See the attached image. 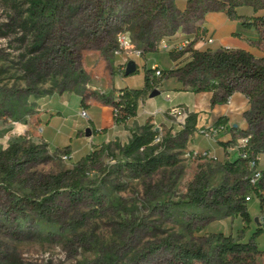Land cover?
<instances>
[{"label":"rangeland","instance_id":"374dc122","mask_svg":"<svg viewBox=\"0 0 264 264\" xmlns=\"http://www.w3.org/2000/svg\"><path fill=\"white\" fill-rule=\"evenodd\" d=\"M169 1L174 10L186 6L185 0ZM38 9L32 0H0V150L18 141L38 145L39 155L36 162L24 163L16 181L8 183L0 173V264H185L176 255L183 246L199 248L205 254L190 264H264V232L252 236L257 226H262L258 199L247 202L253 219L250 223L240 216H224L222 206L207 207L193 200L198 192L211 200L208 191L221 184L232 187L244 179L248 171L233 175L224 167L236 153L251 151L260 157L259 167H264V151L253 152L254 129L248 127L244 113V128H227V147H219L216 137L208 139L197 130L185 147L172 150L177 153L176 164L150 175H135L120 166L124 158L114 149L116 156L103 152L95 161L91 159L83 172L74 174L83 186L74 199L62 193L46 212H36L25 202V198L39 200L48 194L42 177L52 178L73 169L91 149L108 143L98 144L93 135L77 136L61 125L63 116H68L67 123L79 124L82 133L90 128L91 119L76 116L80 98L75 92L96 98L110 90L116 95V88H140L145 66L159 63L161 74L153 78L159 93L151 103L150 93L140 101L138 116L125 126V136L112 141L126 143L136 125L146 121L153 124L160 139L168 131L175 134L182 128L177 120L166 113L147 116L149 109H165L171 104L190 109L197 94L180 89L176 76L164 75L162 70L182 65L193 45L209 35L215 39L212 48L228 46L229 26L236 24L249 35L245 45L261 57L264 24L260 31L248 30L240 26L239 19L226 16L225 25L220 27L214 24L217 10L197 12L191 22L179 18L171 24L152 18L150 7L139 10L131 0H61L57 8L48 6L42 13ZM243 10L251 13L248 8ZM40 30L47 33L38 41ZM121 33L129 38L130 49L119 50ZM173 43L186 46L179 51L162 48ZM245 45L234 49H246ZM170 53L179 58L173 59ZM129 60L135 61L137 68L125 75ZM204 100L209 101L207 96ZM49 107L62 114L46 124L50 147L40 138L15 132L17 125L36 119ZM85 123L88 125L83 127ZM213 126L218 133L224 128ZM58 130L62 132L56 134ZM245 135L251 137L242 146L237 139ZM68 142L72 148L69 153L65 149ZM67 180L60 189L68 187ZM240 185L243 191L247 187L246 182ZM219 234L255 244L258 250L222 253L217 247Z\"/></svg>","mask_w":264,"mask_h":264},{"label":"trees","instance_id":"16d2710c","mask_svg":"<svg viewBox=\"0 0 264 264\" xmlns=\"http://www.w3.org/2000/svg\"><path fill=\"white\" fill-rule=\"evenodd\" d=\"M137 4L139 10L144 6L153 10L152 18L158 17L171 24L177 22L179 18L191 22L192 17L200 12L201 14L209 11H224L229 17L239 19L240 24L245 29L255 28L261 30L264 24V0H185L186 6L182 10L173 9L169 0H131ZM34 6H38L40 13L45 11L48 6L57 8L61 0H32ZM243 8H248L250 14L241 12ZM244 11V10H243ZM247 17V18H245ZM148 26V25H147ZM47 31L40 30L37 34V40L44 39ZM68 52V49H64ZM188 59L176 68L162 70L164 75L173 74L180 83V89L190 90L192 92L210 91L212 93L211 103L227 102L231 95L239 91L243 93L250 102V107L244 112L248 127L254 129L252 142L255 145V151H264V55L256 57L252 52L245 49H190ZM173 59H178V54L170 53ZM153 70L150 66L144 68V85L140 88L129 86L118 89L116 95L101 93L98 99L118 109V114L114 117L116 124H122L136 117L139 110V102L154 89L151 75ZM81 96L80 103L86 105V93L77 92ZM226 121L225 117H219L215 125ZM197 128V113L189 112L185 118L182 128L175 134L169 131L156 140L158 131L154 129L150 121L138 124L131 131L130 137L126 143L109 141L99 149L91 151L81 158L73 169L61 171L52 178L42 177L43 184L48 187V194L43 195L41 199L25 198L26 203L36 212H46L50 206L56 202L60 194L66 193L74 199L77 194L82 192L80 179L74 176L75 173H81L85 170L88 162L100 154L106 152L113 157L118 154L124 158L120 166L133 172L135 175H150L163 166L173 165L178 162L177 153L174 149L185 147L189 136ZM232 128V127H230ZM47 143H45L46 145ZM38 145L33 143L12 142L5 149L0 150V173L2 178L8 183L16 181L21 173L24 163L36 162L38 159ZM69 153L68 147L65 148ZM247 157L238 153L232 159H227L224 163L225 170L233 175L247 174ZM261 168V167H260ZM261 177L256 185L250 186L247 175L244 179L236 181L232 187L221 184L210 190L211 200H207L206 193H196L193 200L196 203L207 207L222 206L224 216H240L245 222L250 223L253 219L248 210V201L245 200L246 191L251 193L252 198L259 201V210L264 217V167L261 168ZM68 179L65 189H60L62 183ZM246 182L247 187L243 188L240 183ZM264 232V223L257 226L253 232V237H258ZM217 247L222 253H241L256 252L258 249L255 244L250 242L234 241L229 235L219 234L217 237ZM179 259L190 264L194 259H203L205 254L201 249H193L183 246L176 251Z\"/></svg>","mask_w":264,"mask_h":264},{"label":"crops","instance_id":"0c3cea01","mask_svg":"<svg viewBox=\"0 0 264 264\" xmlns=\"http://www.w3.org/2000/svg\"><path fill=\"white\" fill-rule=\"evenodd\" d=\"M209 16H210V14H208L206 17V21L208 23L211 21ZM213 16H215V18H216L215 19L216 22H214V24L222 27L225 25V22L227 19L226 16H228V15L224 11L223 12L218 11L217 13H213ZM219 22H220V24H217ZM237 26H238L237 24L233 25V26L232 25L229 26L231 35H229V37L227 38L225 43H226V45H228V47H230V49L239 48L240 46H242V44L245 45L247 42V39L249 38V35L247 33H245L244 31H240ZM214 31H215V29H214ZM233 33H240V35L234 36ZM239 39H241V40H239ZM206 47L212 48L211 44L204 45V43L202 41H199L198 43L193 45V49H200L201 50V49H204ZM217 48H219V47L212 48V49H217ZM245 50L250 51L255 56H257L255 50L252 49L251 47L246 46ZM154 64L159 66V63L155 62ZM148 66H150V65H148ZM175 80H177V79H175ZM99 81L101 82L103 80H99ZM106 84H107V82H106ZM116 89H120V88H116ZM75 93L79 96V98L81 100V96L77 92H75ZM103 93L112 94L111 90L105 91ZM195 93L197 94V100H196V102H194L193 107H191L190 109L186 106L185 107L189 110V112H196L197 113V128L215 125V122L219 117H225L226 121L224 123L219 124L220 127H224V128L221 129L220 132L217 134L215 141H217L219 143V147H222V146L227 147V145L230 144L229 143L230 142V135L228 134L227 128H230L231 126H233V127L238 126L239 128H244L246 125V121H245V118L243 116V113L250 106V102H249L248 98L243 93L236 91L231 95L229 102L212 104L211 103L212 93L210 91L195 92ZM112 95H115V94H112ZM205 96H207L209 101L204 100ZM153 97H150L151 99L149 100V103H151ZM59 100H62V99H59ZM168 101L169 102L172 101L171 96H170V99ZM61 102H63V101H61ZM80 106H82L81 103H79V107ZM170 106H172V104L169 105L165 109H163L161 106H159L154 110L149 109V112L156 111V110H161L164 112ZM84 107L87 109V111L90 115V118H91L90 124H89L90 129H91L90 135H86V130L84 131V133H82L81 132L82 130H81V127L79 126V124H77L76 126H72L69 123H67L68 116H63L61 125L67 126L68 129H70V131L73 134H76L77 136H80V137H83V136L89 137V136L93 135L94 139L99 140L98 144H100L101 142H109L111 140H115L116 138L121 139L122 137H124L125 136V134H124L125 126L126 125L129 126L130 122L136 120V118L138 116V113H137L136 117L128 120L127 122L122 123V124H116V122L114 120V116H113V108L111 107V105L102 103L98 99V97L94 98L92 95H89L86 98V105ZM60 116H62V114L59 110H55L51 107L43 108L42 112L36 116V119L33 118L30 121H25L23 123H20L19 125H17L15 127L14 130L19 135L20 134L26 135L27 138H33V139L34 138H40L45 143H47L48 146L50 147L51 138L48 135H45L46 124L52 118H58ZM147 116H149V115H147ZM138 124H143V122L138 123ZM87 125H88V123H85V125H83V127H85ZM41 126L43 127V130L39 131L38 128ZM60 132H62V131L58 130V132L56 134H58V133L60 134ZM195 133H196V131H195ZM225 144H227V145H225ZM66 146L68 147L69 151H72V148H71V145L69 144V142L67 143Z\"/></svg>","mask_w":264,"mask_h":264},{"label":"built area","instance_id":"2783aa9c","mask_svg":"<svg viewBox=\"0 0 264 264\" xmlns=\"http://www.w3.org/2000/svg\"><path fill=\"white\" fill-rule=\"evenodd\" d=\"M118 41V47L119 50L121 49H130L132 47L131 42L129 40V38L127 37L126 34H120L117 38ZM215 41L213 35H209L208 37H205L203 40L204 45H209L212 44ZM184 46H186L185 44H178V43H173V44H163L162 48L164 50L167 51H179L182 50L184 48ZM222 48L225 49H230V47L228 46H223ZM150 67L153 70V74L151 75L152 78V83H153V78L155 75H160L161 74V69L156 65V64H151ZM95 88V87H94ZM166 99L169 100L170 99V95L166 94ZM230 101V98L227 100V102ZM140 103V102H139ZM159 113H166L169 117L175 119L178 121V123L182 126L184 124L185 118L187 117V115L189 114V110L185 107L182 106L180 104L178 105H172L170 106L168 109H166L164 112L161 110H156V111H152L149 112L148 115L149 116H155ZM118 114V109L113 108V116L115 117ZM76 116H78L79 118H82L84 120L89 121L90 115L87 111V109L84 106H80L76 112ZM39 131L43 130V127H39L38 128ZM200 132L204 133V136L208 139H213L217 136L218 134V129H216L213 125L208 126V127H201L199 129ZM250 135H245L244 137H239L237 139L238 144H241L242 146H245L246 143L248 142V139H250ZM156 140L159 141L160 140V136L159 134L156 137ZM196 154V153H195ZM240 155L247 157V169H248V174H247V179H248V183L250 186H254L257 184V182L259 181L260 177H261V168L259 167V160L260 157L257 155H254L251 153V151H245L240 153ZM63 158L67 159L68 155L67 154H63ZM252 199V195L251 193H247L245 195V200L246 201H250ZM262 224L264 223V217L262 216V220H261Z\"/></svg>","mask_w":264,"mask_h":264},{"label":"water","instance_id":"95a60500","mask_svg":"<svg viewBox=\"0 0 264 264\" xmlns=\"http://www.w3.org/2000/svg\"><path fill=\"white\" fill-rule=\"evenodd\" d=\"M136 68H137V65H136L135 61L129 60L126 64L124 74L129 75V74L133 73L136 70ZM158 93H159V90L155 88L150 92V97H153V96L157 95ZM90 134H91V129L87 128L86 129V135H90ZM254 220L257 221V218L255 217Z\"/></svg>","mask_w":264,"mask_h":264}]
</instances>
